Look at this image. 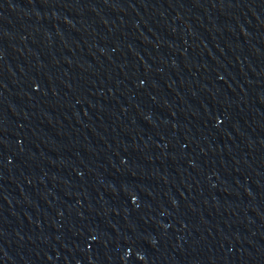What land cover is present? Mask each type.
Segmentation results:
<instances>
[{
    "label": "water",
    "instance_id": "water-1",
    "mask_svg": "<svg viewBox=\"0 0 264 264\" xmlns=\"http://www.w3.org/2000/svg\"><path fill=\"white\" fill-rule=\"evenodd\" d=\"M0 264H264V0H0Z\"/></svg>",
    "mask_w": 264,
    "mask_h": 264
}]
</instances>
